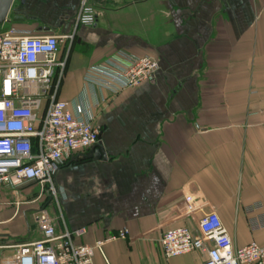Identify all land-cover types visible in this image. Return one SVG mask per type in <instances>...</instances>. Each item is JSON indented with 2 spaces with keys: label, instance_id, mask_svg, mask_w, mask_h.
Listing matches in <instances>:
<instances>
[{
  "label": "crops",
  "instance_id": "obj_1",
  "mask_svg": "<svg viewBox=\"0 0 264 264\" xmlns=\"http://www.w3.org/2000/svg\"><path fill=\"white\" fill-rule=\"evenodd\" d=\"M83 1L16 0L0 27L71 37L57 98L74 115L77 105L93 113L101 130L56 174V198L38 184H0V264L42 239L40 208L57 234L86 230L76 245L128 230L94 264H204L197 252L166 260L160 241L195 231L212 210L235 248L264 246L246 213L261 203L264 214V0H85L92 27L79 21ZM118 53L157 59L154 81L117 95L87 84V71Z\"/></svg>",
  "mask_w": 264,
  "mask_h": 264
},
{
  "label": "built area",
  "instance_id": "obj_2",
  "mask_svg": "<svg viewBox=\"0 0 264 264\" xmlns=\"http://www.w3.org/2000/svg\"><path fill=\"white\" fill-rule=\"evenodd\" d=\"M79 21L95 24V15L84 0ZM71 37L35 36L17 29L0 34V184L14 189L38 184L41 195L57 197L54 179L62 166L99 143L100 128L95 116L57 98L62 71L61 43ZM159 62L151 56L133 57L118 53L104 64L91 67L85 77L89 85L117 95L154 81ZM14 179L18 182L14 183ZM263 205L246 208L252 230L264 229ZM42 239L15 246V253L1 264H94L96 252L107 243L126 240L128 230L93 245H76L73 236L85 229L57 234L55 220L46 208L34 215ZM166 260L197 252L204 264H264V246L251 243L235 248L218 213L208 212L195 231L185 227L166 232L161 239ZM6 248L0 245V249Z\"/></svg>",
  "mask_w": 264,
  "mask_h": 264
},
{
  "label": "water",
  "instance_id": "obj_3",
  "mask_svg": "<svg viewBox=\"0 0 264 264\" xmlns=\"http://www.w3.org/2000/svg\"><path fill=\"white\" fill-rule=\"evenodd\" d=\"M16 0H0V27L11 22L10 16ZM24 19L21 17H14V22H22ZM101 136L99 137V139Z\"/></svg>",
  "mask_w": 264,
  "mask_h": 264
},
{
  "label": "rangeland",
  "instance_id": "obj_4",
  "mask_svg": "<svg viewBox=\"0 0 264 264\" xmlns=\"http://www.w3.org/2000/svg\"><path fill=\"white\" fill-rule=\"evenodd\" d=\"M3 32H5V30L4 29H0V34L3 33Z\"/></svg>",
  "mask_w": 264,
  "mask_h": 264
}]
</instances>
